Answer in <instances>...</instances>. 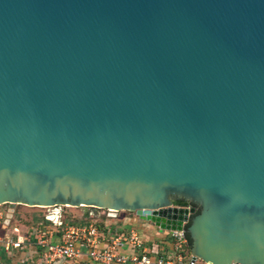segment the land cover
Listing matches in <instances>:
<instances>
[{
    "label": "water",
    "instance_id": "water-1",
    "mask_svg": "<svg viewBox=\"0 0 264 264\" xmlns=\"http://www.w3.org/2000/svg\"><path fill=\"white\" fill-rule=\"evenodd\" d=\"M7 202L6 223L130 210L194 259L264 264V0H0Z\"/></svg>",
    "mask_w": 264,
    "mask_h": 264
},
{
    "label": "built area",
    "instance_id": "built-area-1",
    "mask_svg": "<svg viewBox=\"0 0 264 264\" xmlns=\"http://www.w3.org/2000/svg\"><path fill=\"white\" fill-rule=\"evenodd\" d=\"M7 217L8 213L0 208V227H6L10 223H6ZM134 218L138 217L134 215ZM186 224L185 222L184 226ZM57 226L62 229H60L61 238L56 241L52 239L55 232L42 231V228L38 227L35 229L40 264L41 262L44 264H89V261L103 264H212L200 257L194 259L191 255L185 227L181 230H161L155 225L173 242L174 255L170 259L165 256L151 255L141 232L133 225L113 231L108 230V234L95 221L66 224L61 221ZM27 241L25 235L5 231L0 233V250L9 254L14 249L24 248ZM126 247L128 250L124 251ZM187 254H190L188 259ZM28 259H33V256L24 260ZM23 262L22 264H25Z\"/></svg>",
    "mask_w": 264,
    "mask_h": 264
},
{
    "label": "crops",
    "instance_id": "crops-1",
    "mask_svg": "<svg viewBox=\"0 0 264 264\" xmlns=\"http://www.w3.org/2000/svg\"><path fill=\"white\" fill-rule=\"evenodd\" d=\"M12 219V218H11ZM88 219V218H87ZM50 221H52L50 219ZM88 221H94L93 218H89ZM45 222V221H44ZM43 220H37L33 222H24V223H17L12 227V223L10 220V223L6 226V231L9 233H18L20 235H25L28 239L27 244L24 248L18 249V250H12L9 254L1 255L0 252V264H22L23 260L27 257L33 256V263L28 262V264H40L38 255H37V238L35 229L33 231L30 228H34L35 226L38 228H42V231H53L55 234H53L52 239L53 240H60L61 238V232L59 230L58 224L53 222V224H57L54 226L49 227L47 224H45ZM105 225L100 226L99 223H97L102 230H104L106 233L108 230H116L117 228H126L131 227L132 225L139 228V231L141 232V235L143 236V239L145 241V245L148 246L149 250L151 251L150 254L154 257L156 256H165L166 258H173L174 255V249H173V242L172 240L168 239L165 233L161 232L155 225H153L149 221L141 220L139 218L129 217V216H123L121 218L115 219L114 217H108L105 220ZM12 224V225H10ZM10 225V227H9ZM35 225V226H34ZM15 228H17V231H15ZM57 228V229H55ZM108 234V233H107ZM128 248L124 249V251H127ZM1 251V250H0ZM6 258V259H5ZM35 259V260H34ZM177 262V261H176ZM43 262H41L42 264ZM44 264V263H43ZM61 264V263H58ZM71 264V263H68ZM89 264H103L98 262H90Z\"/></svg>",
    "mask_w": 264,
    "mask_h": 264
},
{
    "label": "rangeland",
    "instance_id": "rangeland-1",
    "mask_svg": "<svg viewBox=\"0 0 264 264\" xmlns=\"http://www.w3.org/2000/svg\"><path fill=\"white\" fill-rule=\"evenodd\" d=\"M14 212L13 216L11 219L12 227L16 225L17 223H28V222H33L34 220H43L45 224H47L49 227L57 225L60 223V220L66 224V223H83L84 221H87L89 218H93V220L96 223H99L103 225L105 220L108 217H114L115 219L121 218L123 216H129V217H134L135 213L130 210H117V209H109L105 207H99V206H88V207H83L80 205H72V204H57V205H51V206H31L28 204H24L22 202H14ZM1 210L4 212L9 213L10 208H11V202L3 203L1 205ZM57 212L56 214L59 215V219H55V223L53 224V221H50L48 217L51 215V213ZM86 213L89 214L90 216L86 217ZM47 214L48 217H45ZM53 220V219H51ZM9 225V227H10ZM35 226V225H34ZM55 227V226H54ZM34 228H30L32 231ZM57 229V228H55ZM62 229L59 227V230ZM6 231V227H0V233H4ZM168 239L170 240V237L166 235ZM1 255L4 254L2 251ZM187 259L190 254H187ZM192 255V254H191ZM6 259V258H5ZM26 259V258H25ZM35 260V259H34ZM33 263L32 259L24 260L23 263Z\"/></svg>",
    "mask_w": 264,
    "mask_h": 264
},
{
    "label": "trees",
    "instance_id": "trees-1",
    "mask_svg": "<svg viewBox=\"0 0 264 264\" xmlns=\"http://www.w3.org/2000/svg\"><path fill=\"white\" fill-rule=\"evenodd\" d=\"M175 203L177 204H181V205H188V204H195V203H192V202H189V201H186V200H176ZM101 227L105 225V223H103V225L99 224ZM138 228V227H137ZM139 229V228H138ZM187 236H188V239H189V246L191 247V244H192V238L190 236V233L187 231Z\"/></svg>",
    "mask_w": 264,
    "mask_h": 264
},
{
    "label": "flooded vegetation",
    "instance_id": "flooded-vegetation-1",
    "mask_svg": "<svg viewBox=\"0 0 264 264\" xmlns=\"http://www.w3.org/2000/svg\"><path fill=\"white\" fill-rule=\"evenodd\" d=\"M191 205H195V206L198 207V205H196V204H191ZM56 213H57V212L51 213V215H50L49 217H48L47 214H46L45 217H48L49 220H50V219H53L52 221L55 222V221H57V220L59 219V215H57ZM54 218L57 219V220H55ZM60 222H61V220H60ZM63 222H64V221H63Z\"/></svg>",
    "mask_w": 264,
    "mask_h": 264
},
{
    "label": "bare ground",
    "instance_id": "bare-ground-1",
    "mask_svg": "<svg viewBox=\"0 0 264 264\" xmlns=\"http://www.w3.org/2000/svg\"><path fill=\"white\" fill-rule=\"evenodd\" d=\"M88 207V206H87ZM171 230V229H170Z\"/></svg>",
    "mask_w": 264,
    "mask_h": 264
}]
</instances>
